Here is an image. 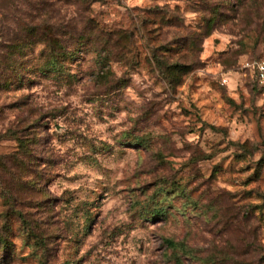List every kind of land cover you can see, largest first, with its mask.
Returning a JSON list of instances; mask_svg holds the SVG:
<instances>
[{"label":"rangeland","instance_id":"rangeland-1","mask_svg":"<svg viewBox=\"0 0 264 264\" xmlns=\"http://www.w3.org/2000/svg\"><path fill=\"white\" fill-rule=\"evenodd\" d=\"M26 39L0 264H264V0H0V55Z\"/></svg>","mask_w":264,"mask_h":264},{"label":"trees","instance_id":"trees-1","mask_svg":"<svg viewBox=\"0 0 264 264\" xmlns=\"http://www.w3.org/2000/svg\"><path fill=\"white\" fill-rule=\"evenodd\" d=\"M80 1V0H77ZM66 29V28H65ZM58 31V30H57ZM57 33L54 32H49V34H44L41 36V39L38 40V42H41L43 44V51H47L49 55L47 56L46 61L43 63V65H49V64H58L60 61V58L62 56H65V50L60 49L61 46H58L59 50H56L54 48L57 47V42L58 40L55 39L53 36L56 35ZM42 35V34H41ZM15 38V34L13 35L12 39ZM77 38H80L78 36ZM35 40H22L20 42L14 43L12 46L10 45V50L13 49L12 54H7L6 56L1 54L0 55V62L5 63L6 65H13L14 63L17 62V52L19 48H21L24 44H29L31 45ZM16 50V54H14V51ZM14 54V55H13ZM44 69H40L39 71L42 72ZM2 74H0V89H6L7 86H12V87H19L18 83L22 80L21 78L15 77V78H9L7 77V80H3ZM256 82V81H255ZM259 87V86H258ZM260 88V87H259ZM261 89V88H260ZM166 243L170 247H175V243L170 240V239H165Z\"/></svg>","mask_w":264,"mask_h":264},{"label":"built area","instance_id":"built-area-1","mask_svg":"<svg viewBox=\"0 0 264 264\" xmlns=\"http://www.w3.org/2000/svg\"><path fill=\"white\" fill-rule=\"evenodd\" d=\"M246 66L251 70L257 85L261 88L264 94V58L256 59L252 62H246Z\"/></svg>","mask_w":264,"mask_h":264}]
</instances>
